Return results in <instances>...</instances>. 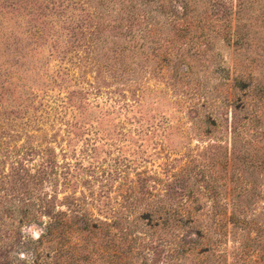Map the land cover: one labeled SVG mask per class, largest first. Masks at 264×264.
I'll return each mask as SVG.
<instances>
[{
    "label": "rangeland",
    "instance_id": "rangeland-1",
    "mask_svg": "<svg viewBox=\"0 0 264 264\" xmlns=\"http://www.w3.org/2000/svg\"><path fill=\"white\" fill-rule=\"evenodd\" d=\"M253 3L0 0V264H264Z\"/></svg>",
    "mask_w": 264,
    "mask_h": 264
},
{
    "label": "trees",
    "instance_id": "trees-1",
    "mask_svg": "<svg viewBox=\"0 0 264 264\" xmlns=\"http://www.w3.org/2000/svg\"><path fill=\"white\" fill-rule=\"evenodd\" d=\"M142 1H147V0H142ZM256 1H263L264 0H238V8L236 10V26L234 29V33L232 34V39L238 43L240 42V44H242L244 42V38L245 36H243L241 33H246L248 28V24L245 21V16L246 14V6L248 5H255L253 2ZM126 7V6H125ZM242 12V13H241ZM126 21L129 22V18H126ZM238 21V23H237ZM239 23H241L239 25ZM238 24V25H237ZM245 27H247L246 30Z\"/></svg>",
    "mask_w": 264,
    "mask_h": 264
}]
</instances>
